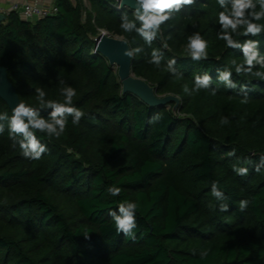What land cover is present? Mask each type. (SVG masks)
I'll use <instances>...</instances> for the list:
<instances>
[{
  "label": "trees",
  "instance_id": "1",
  "mask_svg": "<svg viewBox=\"0 0 264 264\" xmlns=\"http://www.w3.org/2000/svg\"><path fill=\"white\" fill-rule=\"evenodd\" d=\"M87 1L84 19L82 0H55L56 13L26 21L9 12L0 23V66L20 102L48 119L52 110L41 107L35 90L62 103L60 89L70 86L73 106L85 113L78 124L68 116L58 138L36 132L48 148L39 160L14 148L7 121H0V264H264V81L235 72L233 61L244 58L217 38L223 11L217 0H196L173 13L151 46L120 27L121 16L134 20V11L117 8L116 0ZM100 30L143 47L131 58V72L156 95H175L174 111L173 102L148 106L121 93L116 70L94 48ZM195 32L208 41V59L199 62L184 51ZM233 38L258 40L264 55V33ZM153 49L163 53L160 68L147 62ZM172 57L180 78L164 70ZM225 68L236 89L218 81L217 69ZM206 71L209 89L183 92ZM3 113L12 115L0 99ZM222 117L229 123L221 124ZM234 165L247 175H237ZM213 181L228 199L212 195ZM113 185L118 196L107 192ZM241 200L249 201L244 211ZM123 202L137 204L135 239L117 234L109 215Z\"/></svg>",
  "mask_w": 264,
  "mask_h": 264
},
{
  "label": "clouds",
  "instance_id": "2",
  "mask_svg": "<svg viewBox=\"0 0 264 264\" xmlns=\"http://www.w3.org/2000/svg\"><path fill=\"white\" fill-rule=\"evenodd\" d=\"M219 6L223 11L218 13V23L220 30L217 33V38L226 42L227 47L239 49L242 52L244 62L243 64L235 65V72L237 74H252L260 80L264 81V72L255 71L253 69L257 66L264 68V55L260 52V42L258 40L247 39L243 43L233 38V34L247 36H258L264 33V24L255 23L264 19V0H217ZM134 20H130L127 14L121 16L120 27L124 32L137 33L144 42L151 46L152 42L161 34V26L169 21L173 13L180 12L185 6H194L196 0H135ZM259 4V11L256 10ZM137 21L140 26L137 27ZM243 28V32L239 29ZM171 39V35L168 37ZM127 43V41H125ZM167 47V45H165ZM208 41L199 33L195 32L188 36V42L184 51L190 56L193 61L199 62L208 59ZM142 46L136 48H128L124 55L132 58L135 54L143 52ZM163 60V53L159 49L151 51L148 63L160 68ZM177 60L175 57L167 61L164 70L177 78L182 76L176 67ZM217 79L220 83L228 89H236L237 84L232 80V71L225 68L223 70L217 69ZM64 84L63 81H60ZM212 84V76L209 72H204L202 75H195L194 87L190 90L188 85L183 86V92L192 95L198 93L202 89H209ZM37 99L43 108L51 109L49 118L45 119L40 115V110L31 107L23 102L17 104L12 110V115L9 117L7 113L0 114V121H7L9 138L13 141V147L19 145L21 154L28 159L39 160L42 155L48 151L47 145L41 143L37 138L36 132L47 134L49 137H59L64 133L68 116L72 117V123L78 124L85 113L79 108L73 106V97L76 96V90L70 86H64L60 89L63 102L54 100H46V93L43 89L37 88ZM241 93L244 94L242 103L248 102L247 88L244 85L240 86ZM216 90H212L215 95ZM159 119V116L153 117L150 122ZM221 124H228L227 117L221 118ZM5 130L4 123H0V134ZM17 137L20 139L17 140ZM229 156L235 155V150L228 153ZM261 164L264 165V156L261 157ZM257 171L260 170V165H257ZM233 171L240 176H245L248 169L245 167L233 166ZM107 192L112 196H118L121 189L116 186L107 188ZM211 193L218 200L223 201L228 199L224 192L220 190L218 182L213 181L211 185ZM249 204L248 200H241L239 202V210L244 211ZM136 209L137 204L134 202H123L118 206V210L110 211L109 215L115 222V229L117 234H123L126 237L135 239L134 229L136 224ZM221 211H228L227 204H220ZM88 238V235H85ZM208 252L202 251L201 258L207 257Z\"/></svg>",
  "mask_w": 264,
  "mask_h": 264
},
{
  "label": "water",
  "instance_id": "3",
  "mask_svg": "<svg viewBox=\"0 0 264 264\" xmlns=\"http://www.w3.org/2000/svg\"><path fill=\"white\" fill-rule=\"evenodd\" d=\"M119 4L131 11H134L136 7L135 0H119ZM5 17L3 13H0V23ZM125 41L122 37L100 34L94 43L96 51L107 59L108 64L116 66L121 93L132 94L148 106L160 107L173 102L172 110L174 111L178 104V98L175 95H156L153 86L131 72V58L124 55L125 50L130 47ZM0 99L6 103L11 114L13 108L20 103L15 87L7 78L6 69L2 66H0Z\"/></svg>",
  "mask_w": 264,
  "mask_h": 264
},
{
  "label": "built area",
  "instance_id": "4",
  "mask_svg": "<svg viewBox=\"0 0 264 264\" xmlns=\"http://www.w3.org/2000/svg\"><path fill=\"white\" fill-rule=\"evenodd\" d=\"M69 1L74 5L76 0ZM116 4L117 8L121 7L119 4V0H116ZM56 11L57 9L55 6V0H9L6 7H0V13L6 15L9 12H16L22 19L26 21H35L40 18H44L48 15L56 13ZM100 34L110 35L104 30H100L98 35ZM96 37L93 38L94 43Z\"/></svg>",
  "mask_w": 264,
  "mask_h": 264
},
{
  "label": "rangeland",
  "instance_id": "5",
  "mask_svg": "<svg viewBox=\"0 0 264 264\" xmlns=\"http://www.w3.org/2000/svg\"><path fill=\"white\" fill-rule=\"evenodd\" d=\"M82 5H83V19H84V17H85L84 10H87L89 8L88 1L87 0L86 1H83L82 0ZM112 67H113V69L116 70V66H112ZM158 96H163V95H158Z\"/></svg>",
  "mask_w": 264,
  "mask_h": 264
},
{
  "label": "crops",
  "instance_id": "6",
  "mask_svg": "<svg viewBox=\"0 0 264 264\" xmlns=\"http://www.w3.org/2000/svg\"><path fill=\"white\" fill-rule=\"evenodd\" d=\"M9 0H0V7H6L8 5Z\"/></svg>",
  "mask_w": 264,
  "mask_h": 264
}]
</instances>
